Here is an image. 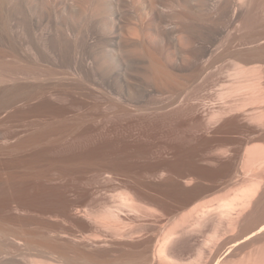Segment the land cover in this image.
Segmentation results:
<instances>
[{"label": "rangeland", "instance_id": "obj_1", "mask_svg": "<svg viewBox=\"0 0 264 264\" xmlns=\"http://www.w3.org/2000/svg\"><path fill=\"white\" fill-rule=\"evenodd\" d=\"M35 6L0 0V188L28 175L69 199L73 214L13 203L0 212L9 219L0 264H80L61 252L99 248L125 264H264V0H233L231 49L220 69L180 72V83L161 84L142 55L122 89L95 71L84 81L78 55L58 57ZM128 35L138 38V26ZM25 89L37 92L29 107ZM244 95L246 105L232 113L240 122L222 129L210 118L214 106H236ZM198 106L206 111L193 119L189 110ZM73 122L85 131L70 132ZM43 128L47 139L22 145ZM85 147L103 151L65 161ZM61 165L72 169L61 173ZM24 221L31 238L16 230Z\"/></svg>", "mask_w": 264, "mask_h": 264}, {"label": "bare ground", "instance_id": "obj_2", "mask_svg": "<svg viewBox=\"0 0 264 264\" xmlns=\"http://www.w3.org/2000/svg\"><path fill=\"white\" fill-rule=\"evenodd\" d=\"M35 1L37 21L39 25H49L51 30V42H53L52 44L58 57L63 55L67 56V60L70 62V60H72V54L78 55L79 59L76 60L75 65H77L76 68L79 70V73L83 75V79L85 78L84 81L90 80L93 75L92 71H95L102 76L108 77L107 83L111 89H122L124 88L123 86L130 88L132 81H128L129 79L126 78V75L133 73V70L138 69V66L135 65V62L142 55L147 58V64H145L144 67L147 68V73L154 79V81L160 82L161 84L163 82L168 84L170 82L173 83L174 81L176 83H180L178 80V75L180 72L194 74L195 72L200 71L204 72L220 69L223 58L227 56L231 49L232 33L235 23L233 0ZM237 19H240L239 16ZM133 23L134 25L138 26V29L140 30V36L138 38H133L128 35L131 24ZM219 49L221 50V61L219 60L220 62L216 61L214 57L215 52L217 50L219 51ZM120 78H125L127 80L124 79L125 82L123 84V82H120V80H122ZM73 82H75V80ZM75 85L77 84H73L72 86ZM86 86H88V84H86ZM238 86V89L242 88L241 91H243L244 85L241 87L240 83ZM233 88H235V86ZM31 89L30 91L33 90ZM238 89L237 91H240ZM25 90L26 91H23L26 92L23 96H25L27 99V101H25V106L29 107L32 106L30 100L32 98H38L37 92L33 93L30 91L28 92L27 89ZM38 92H41V90H38ZM223 92L221 93L223 94ZM224 93L228 94L229 92L227 93L226 91ZM115 94H117V92ZM226 94L223 95L226 97ZM243 97L244 98L241 97L242 99L237 102L239 104H236V106L234 102V106L231 104L229 105L228 103L221 106H214L210 111V118L215 120L217 119L214 122L215 124L217 123L221 125L222 129L228 128L234 120L240 122L241 115L237 114V116L234 117L232 113L235 111V109L237 112L238 110L241 111V108H243L242 106L245 104V95ZM44 105L43 107H45ZM39 106L37 105L36 107L35 105L32 108L37 110L39 109ZM24 109L26 112V108ZM189 111H191L190 114L193 119H201V115H203V113L206 111V108L202 109L199 108V106L194 108L191 107ZM235 124L236 123H234V125ZM202 126L203 129H208V125L203 124ZM67 128H69L70 132L74 133L83 130L85 131V125L81 124L78 126L76 122H73ZM48 136L49 132L43 128L42 130L33 133L32 138L25 141L22 145L30 147L32 146V143L34 144L36 141L40 142L44 139H47ZM2 148L3 147L0 148L1 153L3 150ZM9 150L10 149H8V151ZM102 151L103 149L100 151L95 147H85L82 148L79 153H75L64 158L65 161L96 159V157L99 156ZM34 155L36 156V154ZM39 155L41 157L43 154L41 155L40 153ZM36 163L38 164V162ZM62 163L64 164V162ZM69 168L71 167L61 165L60 172L66 173ZM11 180V185L13 188L11 187L10 189V183L6 184L8 187L4 185L7 188H0V212L3 213L5 209L8 210V207L10 209L11 205L17 201L19 202L18 205L26 209L33 206H39L45 211H51L57 206H61L63 211L73 214V208L71 209V201L63 195L60 196L61 194L57 196L56 193H58V191L54 193L52 190L45 189V187H42L40 184V186H36V183L34 184V182L29 179L28 175L21 176L17 179L13 177ZM5 181L10 182L9 177L8 180L6 179ZM5 183L6 182H4V184ZM2 184L3 182L1 185ZM8 188L11 191L8 190ZM54 188L56 189V187ZM5 189L6 192H10L6 193L4 191ZM12 189L14 190L12 191ZM20 206L19 208H21ZM107 210L110 211V214L112 213L115 216V209L112 210L109 208ZM82 211L83 210L80 212ZM3 216L0 215V231L7 233V223L9 219L6 222L7 218H2ZM263 222H261L262 225H264ZM25 226V221L23 223H18V228L12 225V227H15L16 230L19 229L17 231L22 232V236L24 235L31 238L32 232L30 233V231ZM261 226H258V228ZM39 237L45 238L44 235L38 236V238ZM31 241L32 240H28V242L32 243ZM39 243H37V245ZM97 243L102 244L104 243V240L98 241ZM100 249L101 248H99V251H88L83 249L76 251L72 255H67V253L65 254V251H62L61 255L64 260L66 258L68 260L80 261V264H121L120 262L122 261V258H119L120 254H117L115 250L112 249L115 253H110L112 250L110 251L108 249L110 251L108 252L105 249ZM142 252H140V254H143ZM131 260L133 261V259ZM132 261H130V264H137V261L139 264L142 262L139 260H136V262L135 260L133 262ZM122 263L124 262L122 261Z\"/></svg>", "mask_w": 264, "mask_h": 264}]
</instances>
